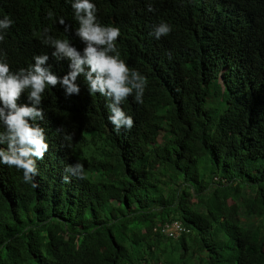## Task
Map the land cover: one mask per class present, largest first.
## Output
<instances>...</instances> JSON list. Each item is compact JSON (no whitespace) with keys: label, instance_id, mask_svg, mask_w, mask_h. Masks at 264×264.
<instances>
[{"label":"trees","instance_id":"obj_1","mask_svg":"<svg viewBox=\"0 0 264 264\" xmlns=\"http://www.w3.org/2000/svg\"><path fill=\"white\" fill-rule=\"evenodd\" d=\"M91 2L143 102H122L134 124L117 133L97 97L46 87L37 175L0 163V264H264V0ZM73 3L0 0V58L33 65L46 29L80 52ZM78 161L83 178L65 171ZM176 221L189 233L165 238Z\"/></svg>","mask_w":264,"mask_h":264},{"label":"clouds","instance_id":"obj_2","mask_svg":"<svg viewBox=\"0 0 264 264\" xmlns=\"http://www.w3.org/2000/svg\"><path fill=\"white\" fill-rule=\"evenodd\" d=\"M72 8L79 22L75 27L76 35L83 42L80 52L69 40L47 35L46 29L42 43L54 49L37 54L33 65L12 71L6 58H0V122L5 128L0 132V145H6L0 147V163L22 170L25 183L33 181L37 175V159H43L49 150L46 130L38 123L45 119L41 104L42 94L48 85H62L66 95L79 94L84 90L97 97L109 109L108 119L117 133L122 128L130 130L134 124L133 118L121 107L122 102L133 92L135 101L143 102L146 78L131 70L120 58L116 46L120 28L99 23L96 5L91 0H74ZM148 10L153 11L151 6ZM13 23L8 16L0 19V33ZM59 23L65 25L64 19L60 18ZM70 30L71 26L65 25V31ZM152 30L159 39L171 32V26L160 23ZM4 40L5 35L0 34V42ZM49 58L51 61L47 63ZM61 61L65 64L60 65L58 62ZM53 65L59 69L55 70ZM66 139H71V136ZM65 171L83 178L84 165L78 161ZM63 179L70 182L69 175ZM165 228H169L171 236L163 232ZM188 233L178 221L164 225L161 232L165 238L174 240Z\"/></svg>","mask_w":264,"mask_h":264},{"label":"built area","instance_id":"obj_3","mask_svg":"<svg viewBox=\"0 0 264 264\" xmlns=\"http://www.w3.org/2000/svg\"><path fill=\"white\" fill-rule=\"evenodd\" d=\"M177 228H178V226H177ZM163 232L166 233V234H168V235H170V236L172 234L171 231L169 230V228L163 229Z\"/></svg>","mask_w":264,"mask_h":264},{"label":"rangeland","instance_id":"obj_4","mask_svg":"<svg viewBox=\"0 0 264 264\" xmlns=\"http://www.w3.org/2000/svg\"><path fill=\"white\" fill-rule=\"evenodd\" d=\"M192 202L195 203L196 200L193 199ZM258 225H263V224L261 222H258Z\"/></svg>","mask_w":264,"mask_h":264}]
</instances>
